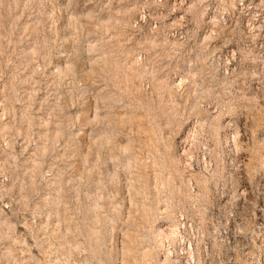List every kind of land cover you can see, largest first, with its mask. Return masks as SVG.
Listing matches in <instances>:
<instances>
[{
	"label": "rangeland",
	"instance_id": "1",
	"mask_svg": "<svg viewBox=\"0 0 264 264\" xmlns=\"http://www.w3.org/2000/svg\"><path fill=\"white\" fill-rule=\"evenodd\" d=\"M0 264H264V0H0Z\"/></svg>",
	"mask_w": 264,
	"mask_h": 264
}]
</instances>
